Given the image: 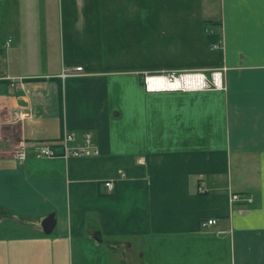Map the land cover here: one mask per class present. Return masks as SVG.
<instances>
[{
    "label": "crops",
    "instance_id": "obj_1",
    "mask_svg": "<svg viewBox=\"0 0 264 264\" xmlns=\"http://www.w3.org/2000/svg\"><path fill=\"white\" fill-rule=\"evenodd\" d=\"M64 132L97 155L18 162ZM0 264H264V0H0Z\"/></svg>",
    "mask_w": 264,
    "mask_h": 264
},
{
    "label": "built area",
    "instance_id": "obj_2",
    "mask_svg": "<svg viewBox=\"0 0 264 264\" xmlns=\"http://www.w3.org/2000/svg\"><path fill=\"white\" fill-rule=\"evenodd\" d=\"M10 40H8V43ZM226 68L212 69L210 70L209 77L204 74L203 71L200 70H175L162 72V75H152L148 72H144V84L145 88L148 91H161V90H206V89H222V75ZM68 68H63L59 77L64 80L69 76H75L80 72H83V68L81 66L75 67L73 71ZM156 76H163L167 78L169 81L175 80L176 78H185L189 77L192 79V84L190 87H182V88H174V89H159L150 87V81L152 78ZM9 84L11 87H19L22 90H26L24 85V80L21 77H8ZM196 81V82H195ZM23 114V113H22ZM19 116V113L17 114ZM76 141V136L73 133L64 132L62 135L59 148L55 145L41 143L36 144L34 146L28 147L26 144L22 146L21 150L16 153V157L19 163H23L29 156H33L35 158H55L56 150L62 154V157L68 158L69 156H81V155H97L96 151L91 149V141L92 136L90 133L86 132L83 135V139L80 143H83L82 147H75L73 143ZM104 186L107 190L111 191L113 189V185L110 182H105ZM232 202H251V198L245 194H232L231 195ZM216 220L211 219L201 223L202 228H207L211 225H214Z\"/></svg>",
    "mask_w": 264,
    "mask_h": 264
},
{
    "label": "bare ground",
    "instance_id": "obj_3",
    "mask_svg": "<svg viewBox=\"0 0 264 264\" xmlns=\"http://www.w3.org/2000/svg\"><path fill=\"white\" fill-rule=\"evenodd\" d=\"M224 68V67H223ZM219 69V68H217ZM168 71H175V70H167V71H164V72H168ZM200 71H203V70H200ZM208 71V74L210 75V70H205L203 71L204 74H206L208 77L209 75L207 74ZM226 71V70H225ZM84 72V70H83ZM83 72H80L79 74L77 75H80L82 74ZM147 72V71H146ZM152 75H162L161 73L162 72H148ZM224 73V72H223ZM223 77V75H222ZM196 82V81H195ZM223 82V80H222ZM192 84H195L194 82H192V79H190L189 77H185V78H176L175 80H172V81H169L167 78L163 77V76H156L154 78L151 79L150 81V87L152 88H159V89H174V88H182V87H190L192 86ZM145 85V84H144ZM147 90V89H146ZM161 91H165V90H161ZM172 91H176V90H172ZM153 92V91H152ZM70 133V132H69ZM74 134V133H73ZM75 147H79V146H75ZM82 147V146H80ZM91 149L93 151H96V153L98 152L96 148H92L91 146ZM56 156H57V152H56ZM107 182H110L113 186H114V183L113 181H107ZM114 188V187H113ZM113 190V189H112ZM211 220V219H209ZM215 220V219H214ZM216 224V223H215Z\"/></svg>",
    "mask_w": 264,
    "mask_h": 264
},
{
    "label": "water",
    "instance_id": "obj_4",
    "mask_svg": "<svg viewBox=\"0 0 264 264\" xmlns=\"http://www.w3.org/2000/svg\"><path fill=\"white\" fill-rule=\"evenodd\" d=\"M41 226H42L43 232L45 234H50L51 231L53 230L54 226H55L54 216L49 215V216L43 218V220L41 222Z\"/></svg>",
    "mask_w": 264,
    "mask_h": 264
},
{
    "label": "rangeland",
    "instance_id": "obj_5",
    "mask_svg": "<svg viewBox=\"0 0 264 264\" xmlns=\"http://www.w3.org/2000/svg\"><path fill=\"white\" fill-rule=\"evenodd\" d=\"M209 75V74H208ZM52 234V233H51Z\"/></svg>",
    "mask_w": 264,
    "mask_h": 264
}]
</instances>
